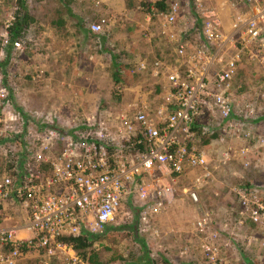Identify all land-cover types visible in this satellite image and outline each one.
Returning a JSON list of instances; mask_svg holds the SVG:
<instances>
[{"label":"rangeland","instance_id":"1","mask_svg":"<svg viewBox=\"0 0 264 264\" xmlns=\"http://www.w3.org/2000/svg\"><path fill=\"white\" fill-rule=\"evenodd\" d=\"M141 1L146 0H73L70 13L58 0L27 1L33 22L25 36L15 40L18 47L12 42L6 54L9 41L0 35V177L15 179L14 167L19 166L23 152L30 157L58 151L62 146L58 136L84 135L101 125L118 139L117 117L130 115L140 100L151 111L157 109L160 100L159 90L154 89L155 77L141 64L145 68L155 60L173 64L174 43L161 33L156 20L145 21L147 11L138 6ZM179 1L175 36L191 48L198 47L202 38L190 28L198 21L197 14ZM242 8L241 0L207 3L224 31L230 30ZM13 9L11 0H0V34ZM101 18L105 19L102 31L91 32L90 24ZM111 56L130 69L124 75L126 83L135 79L119 88L118 99L110 77ZM233 90L238 105L233 119L237 131L233 135L221 128L212 135L198 132L194 141L203 151L211 177L196 184L197 188L193 184L204 171L200 167L178 177L156 170L153 179H144L147 191L159 185L168 187L170 194L164 206L146 213L144 220L145 201L135 193L121 202L113 220L92 233L102 264H122L120 258L139 264L145 256L157 263L165 258L170 264H209L203 258L202 243L212 247L215 262L220 264H264V221L251 223L247 215H240L239 211H245L233 190L253 183L259 199L264 197V72L245 56L238 63ZM246 103L252 106V118H243L241 109ZM49 131L58 136L48 138ZM44 141L46 150L41 148ZM228 144L244 149L243 161L236 156L221 162L220 152ZM29 166L37 168L33 160ZM39 170L49 172L47 167ZM210 181L215 184L208 187ZM188 190L196 191L197 202L189 199ZM3 216L9 220L2 221ZM24 216L17 202L8 200L1 210L0 224H20ZM198 222L204 225L202 234L195 231ZM35 262L61 264L66 255L57 250L53 256L31 254L20 264Z\"/></svg>","mask_w":264,"mask_h":264},{"label":"built area","instance_id":"2","mask_svg":"<svg viewBox=\"0 0 264 264\" xmlns=\"http://www.w3.org/2000/svg\"><path fill=\"white\" fill-rule=\"evenodd\" d=\"M210 1L183 0L197 14L198 21L190 28L200 34L202 42L195 48L175 36L179 0H170L162 10L151 8L145 15V21L156 20L161 33L174 43L175 66L159 60L151 67L141 64L155 77L154 89L159 90L160 100L156 110L151 111L144 100L134 103L130 115L117 117L118 139L101 125L84 135L59 137L49 131L48 138L58 136L62 141L58 151L44 156L33 153L30 157L23 152L19 161L22 167L16 169L15 179L0 177V214L8 200L16 201L25 214L20 224H0V264H20L24 256L31 254L53 256L56 250L66 255V262L77 261L70 244L58 241L59 237L76 235L82 229L100 232L132 193L145 201L142 220L146 213L164 206L170 194L168 187L157 185L146 190L144 179H153L156 170L178 177L200 167L204 171L196 178L195 188L211 177L203 151L194 143L196 134L211 135L220 128L231 135L237 131L233 121L238 106L233 99V78L243 56L264 72V0H241L243 8L228 31L207 9ZM104 23L103 18L91 23L90 31L101 32ZM0 35L6 36L5 30ZM13 44L18 47L17 41ZM160 75L163 80L157 81ZM244 108L243 118H252L250 103ZM41 148L47 149L46 141ZM243 152L242 148L225 145L220 152L221 162L238 157L243 161ZM30 160L37 168L29 166ZM40 167H47L49 172L40 171ZM233 190L245 215L254 223L263 222L264 205L257 187L251 184L248 189ZM187 196L197 202L195 190H188ZM195 231L204 232L202 222L197 223ZM201 250L207 263L220 264L215 262L210 245L202 243Z\"/></svg>","mask_w":264,"mask_h":264},{"label":"trees","instance_id":"3","mask_svg":"<svg viewBox=\"0 0 264 264\" xmlns=\"http://www.w3.org/2000/svg\"><path fill=\"white\" fill-rule=\"evenodd\" d=\"M27 1L28 0H11L12 6H13V12H12V18L8 21L7 25L5 26L4 30L6 32V38L8 43L7 49H5V53H8V49L11 48L12 42L15 40H18L25 36V33L28 29V27L33 22V17L30 15V12L27 8ZM61 5L64 7V10L67 13H70V6L73 2V0H58ZM139 7H143L145 11H149L152 9L162 10L166 6V0H155L153 2L151 1H141V3L138 4ZM111 62L113 70L110 74L111 80L115 86L114 90V96L116 99L119 98L120 92L117 90L122 85L126 84L129 86L131 83L135 82V79L131 78L129 83L125 82V74L129 73L128 68L125 67V65H119L116 56H111ZM127 66V65H126ZM125 86V85H124ZM18 112L20 109H16ZM22 116V115H21ZM23 117V116H22ZM212 135V134H211ZM134 146H139L140 149L142 148L141 145L134 144ZM19 166L15 165L14 173H16V169L21 168V164L18 161ZM13 167V166H12ZM253 183H247L243 184L242 186H239L240 188L248 189L249 186H251ZM264 197L260 198L259 201L264 204ZM249 219V218H248ZM249 222L253 223L251 219H249ZM95 240V237L92 233L87 232L86 230H80L78 234L76 235H63L58 238V241L70 244L72 247V250L74 251L77 261L71 262H62L61 264H102V261L99 259L100 251L96 249L93 246V242ZM144 247V246H143ZM144 251V250H143ZM145 252V251H144ZM147 255V254H144ZM122 260V264H138L133 263L128 259L120 258ZM33 264H40V263H33ZM139 264H170L165 258H162L159 263L155 262L148 256H145L141 259Z\"/></svg>","mask_w":264,"mask_h":264},{"label":"crops","instance_id":"4","mask_svg":"<svg viewBox=\"0 0 264 264\" xmlns=\"http://www.w3.org/2000/svg\"><path fill=\"white\" fill-rule=\"evenodd\" d=\"M234 22H235V18L233 19V23H234ZM232 25H233V24H232ZM232 25H231V26H232ZM231 26H230V27H231ZM224 28H225V29H228V27H224ZM175 65H176L175 63H173V64L170 63V64H169L170 67H173V66H175ZM150 76H151V75H150ZM156 79H157V81H160V80L162 81V80H163V76L160 75V76L157 77ZM236 139H237V138H236ZM229 163H230V162H229ZM233 163H235V162H233ZM208 183H209V184H208V187H209V185H210L211 183H212V184H215V181H210V182H208ZM221 188H222V187H221ZM222 190H223V189H222ZM212 191H214V190H212ZM212 191H210V192H212ZM239 214H240V215H243V214H245V213H244L243 211H239ZM245 216H246V215H245Z\"/></svg>","mask_w":264,"mask_h":264}]
</instances>
